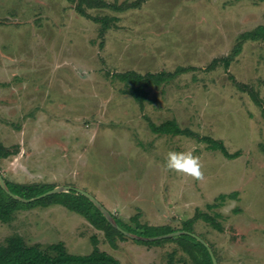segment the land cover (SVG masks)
Segmentation results:
<instances>
[{
	"label": "rangeland",
	"instance_id": "rangeland-1",
	"mask_svg": "<svg viewBox=\"0 0 264 264\" xmlns=\"http://www.w3.org/2000/svg\"><path fill=\"white\" fill-rule=\"evenodd\" d=\"M104 1L84 0L82 15L77 0H0V141L19 146L0 172L12 182L83 190L129 224L138 215L141 224L182 229L196 209L220 214L222 231L199 219L191 233L219 264H264V114L253 97L264 102V30L240 40L264 27V0ZM180 67L188 69L158 85L120 77ZM169 120L190 135L149 128ZM207 137L239 156L209 148ZM170 150L193 151L202 176L165 168ZM11 235L42 248L62 241L78 255L94 237L121 264H167L173 250V261L183 256L174 241L152 247L116 236L113 247L60 204L0 221V245Z\"/></svg>",
	"mask_w": 264,
	"mask_h": 264
},
{
	"label": "trees",
	"instance_id": "trees-1",
	"mask_svg": "<svg viewBox=\"0 0 264 264\" xmlns=\"http://www.w3.org/2000/svg\"><path fill=\"white\" fill-rule=\"evenodd\" d=\"M83 3L84 0H77L76 6L77 11L82 15L85 14L84 9L82 7ZM88 5L90 7H103L109 6L110 4H108L104 0H90ZM106 28L107 26L104 27V29ZM255 30H260V33H262L261 31L264 30V27H258L253 31H246L242 33L240 36V40L244 41L248 39H260L262 35ZM241 41L235 46L233 50L234 55L239 53L242 43ZM227 63L228 61L226 60V64ZM186 69H188V67H180L175 69L173 72L169 73L161 71L155 73L148 72L145 74H139L134 71H128L121 73L120 77L124 80L133 81V83L139 85L140 87L149 84L158 85L160 82H168L169 78ZM132 95L138 101H141V94L138 96L137 94L133 93ZM253 97L261 107L262 112L264 114V102L259 101L255 95H253ZM148 124L149 128L154 133H173L177 135H190V131L177 127V125H175V123L171 120L165 121L160 125H155L152 122H149ZM200 138L201 140H203V137ZM204 139L206 140L205 142L208 143L209 148L219 150L228 159H234L240 154L238 151L232 153L229 152L219 140H214L209 137ZM18 152V145L5 146L0 141V160L9 158L10 156H14ZM2 177L8 189L12 193L26 199L35 197L55 186L53 184L48 183L12 182L6 179L3 175ZM232 195L233 194L231 193L228 194V196L226 194L218 195L213 203L207 204V208L213 209L215 207L220 206L225 201L226 197L231 199L233 197ZM56 204L63 205L67 209L83 215L93 227L104 232L106 239L111 243L113 247L116 246V236L120 240L128 239L126 235L118 231L107 221L104 215L87 197L77 192L75 189L71 188L68 191L54 193L28 202H22L20 200L12 198L0 186V221L4 223L11 221L14 213L19 210H26L39 205L43 207H48ZM218 215L220 214L212 215L210 213L201 212L196 209L195 213L191 218L184 220V228L182 229L190 231L192 224L195 221L201 219L205 223L211 225L214 229L222 231L223 226L216 219V216ZM113 217L115 218L118 225L124 230L145 237L157 236L176 230H182L168 229L165 226L161 225L151 226L147 223L141 224L138 221V215L130 217V220L132 222L130 224L119 220L115 215H113ZM132 240L136 243L145 244L147 246H158L159 244H162L163 242L167 241L176 242L179 245L183 256L178 258L177 262L173 261L174 255L176 253L173 250L168 254L169 258L167 264H213L207 247L200 241H198L195 237L187 233L156 240H140L133 238ZM92 244L93 248L89 253L78 255L69 253L62 241L47 244L45 248H42L40 245L37 244H26L20 235H11L6 238L4 244L0 245V264H121L118 259L110 255L109 253L100 250L97 246V240L94 237L92 238ZM212 251L219 264L218 256L216 255L213 249Z\"/></svg>",
	"mask_w": 264,
	"mask_h": 264
},
{
	"label": "water",
	"instance_id": "water-1",
	"mask_svg": "<svg viewBox=\"0 0 264 264\" xmlns=\"http://www.w3.org/2000/svg\"><path fill=\"white\" fill-rule=\"evenodd\" d=\"M0 186L1 188L8 194L10 195L12 198L14 199H17V200H20L22 202H28V201H31V200H34V199H39L41 197H45V196H48V195H51V194H54V193H58V192H63V191H68L69 189H71L69 186H65V185H59V186H54L53 188L35 196V197H32V198H22L14 193H12L3 177H2V174L0 172ZM77 192L81 193L82 195H84L85 197H87L97 208L98 210L104 215V217L107 219V221L114 227L116 228L118 231L122 232L124 235H126L127 237L129 238H133V239H140V240H156V239H161V238H165V237H172V236H176V235H180V234H184V233H187V234H190L191 236L195 237L198 241H200L202 244H204L208 251H209V254L211 256V260H212V263L213 264H218L217 262V259L216 257L214 256L213 254V251L212 249L210 248V246L207 244V242H205L201 237L197 236L196 234L194 233H191V232H188V231H185V230H176V231H172V232H169V233H165V234H161V235H157V236H150V237H145V236H140V235H137V234H134V233H131V232H128L126 230H124L123 228H121L118 223L116 222L115 218L113 217L112 213L109 212L107 210V208H105L101 202H99L93 195L83 191V190H78L76 189Z\"/></svg>",
	"mask_w": 264,
	"mask_h": 264
},
{
	"label": "clouds",
	"instance_id": "clouds-1",
	"mask_svg": "<svg viewBox=\"0 0 264 264\" xmlns=\"http://www.w3.org/2000/svg\"><path fill=\"white\" fill-rule=\"evenodd\" d=\"M164 167L195 178L202 176L199 158L191 150H170L165 158Z\"/></svg>",
	"mask_w": 264,
	"mask_h": 264
},
{
	"label": "crops",
	"instance_id": "crops-1",
	"mask_svg": "<svg viewBox=\"0 0 264 264\" xmlns=\"http://www.w3.org/2000/svg\"><path fill=\"white\" fill-rule=\"evenodd\" d=\"M95 228V227H94ZM99 230V229H98ZM101 231V230H100ZM152 247H156V246H152Z\"/></svg>",
	"mask_w": 264,
	"mask_h": 264
}]
</instances>
